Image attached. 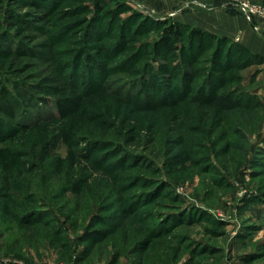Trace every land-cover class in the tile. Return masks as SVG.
I'll return each mask as SVG.
<instances>
[{
    "label": "rangeland",
    "instance_id": "1",
    "mask_svg": "<svg viewBox=\"0 0 264 264\" xmlns=\"http://www.w3.org/2000/svg\"><path fill=\"white\" fill-rule=\"evenodd\" d=\"M166 20L0 0V264H264V59Z\"/></svg>",
    "mask_w": 264,
    "mask_h": 264
},
{
    "label": "crops",
    "instance_id": "2",
    "mask_svg": "<svg viewBox=\"0 0 264 264\" xmlns=\"http://www.w3.org/2000/svg\"><path fill=\"white\" fill-rule=\"evenodd\" d=\"M146 2L147 0H130ZM158 12L172 11L173 18L213 34L235 38L255 54L264 57V24L259 30L227 0H151Z\"/></svg>",
    "mask_w": 264,
    "mask_h": 264
},
{
    "label": "trees",
    "instance_id": "3",
    "mask_svg": "<svg viewBox=\"0 0 264 264\" xmlns=\"http://www.w3.org/2000/svg\"><path fill=\"white\" fill-rule=\"evenodd\" d=\"M185 26H188V25L185 24V23H182V22H180L178 20H174V21L166 20L165 29L163 31L161 44H163L168 50H178V49H180V47L178 46V42H179L178 40H180V38L184 35L183 27H185ZM189 36H190V38L193 41H197V42H200V44H204L205 40H206L205 38H206V36H208V32H206V31H204V30H202L200 28H191ZM239 47L244 49L245 51H247V53L259 56V57L264 59V57H262L259 54L253 53L252 51H250L247 47H245L241 43H239ZM186 74L187 73H184V76H186ZM59 102L63 103L64 101L59 100ZM61 109H62V106H60V104H59L60 112H61ZM71 111H72L71 109H69V110L64 109L60 113V115H61L60 118L67 116V114L70 113ZM37 123H38V120H34L32 122V124H30V125L33 126V125H35ZM30 125L28 127H31ZM24 128H26V127H24ZM4 150H7V149L6 148H1L0 149L1 152L4 151ZM263 196H264V193H258L257 195H253L251 197L252 198L251 200H254V201L256 200L259 203H262V202H264V197ZM179 220L180 219H176V220L173 221V223L175 224V222H177ZM212 221H214V219ZM162 231H164V230H160V231H157V232H154V233L158 234V233H160Z\"/></svg>",
    "mask_w": 264,
    "mask_h": 264
},
{
    "label": "built area",
    "instance_id": "4",
    "mask_svg": "<svg viewBox=\"0 0 264 264\" xmlns=\"http://www.w3.org/2000/svg\"><path fill=\"white\" fill-rule=\"evenodd\" d=\"M227 5L237 10L259 30L264 24V6L253 0H227Z\"/></svg>",
    "mask_w": 264,
    "mask_h": 264
}]
</instances>
